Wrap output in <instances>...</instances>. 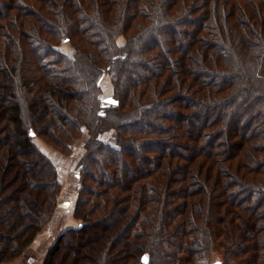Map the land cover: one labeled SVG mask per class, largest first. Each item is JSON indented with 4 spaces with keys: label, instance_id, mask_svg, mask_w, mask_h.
I'll use <instances>...</instances> for the list:
<instances>
[{
    "label": "trees",
    "instance_id": "1",
    "mask_svg": "<svg viewBox=\"0 0 264 264\" xmlns=\"http://www.w3.org/2000/svg\"><path fill=\"white\" fill-rule=\"evenodd\" d=\"M0 7V264L29 246L57 205L59 166L34 135L70 153L79 130L89 136L86 176L109 172L110 188L123 183L93 206L118 209L82 222L76 238L61 233L44 264H55L63 243L83 245L80 237L91 252L76 259L87 264H211L214 253L223 264H264V215L255 217L264 211V0H0ZM63 39L72 56L57 48ZM105 75L116 99L102 97ZM166 107L173 109L166 129L191 146L183 155L161 139V147L140 148L124 130L135 120L148 130L134 135L145 136ZM108 132L118 133V146L101 138ZM141 159L170 171L136 184L154 172L139 173ZM246 201L254 207L240 210ZM86 202L76 210L83 221ZM120 224L124 236L100 252Z\"/></svg>",
    "mask_w": 264,
    "mask_h": 264
},
{
    "label": "rangeland",
    "instance_id": "2",
    "mask_svg": "<svg viewBox=\"0 0 264 264\" xmlns=\"http://www.w3.org/2000/svg\"><path fill=\"white\" fill-rule=\"evenodd\" d=\"M27 9H29L28 6H27ZM6 21H7V19H6ZM2 22H5V19H3ZM15 27L17 28V26H15ZM28 30H29V28H28ZM116 40H117L118 44H123L126 41V38L123 34H118ZM57 48L60 49L63 53L68 54L69 56L73 55L74 48L71 45V43L66 39H63L60 43H58ZM195 58H197V57H195ZM196 63H198V62L196 61ZM195 69L197 70V72L200 71V68H198V67H196ZM101 84L103 87L102 97H104L105 101H108V99H110V97L112 99H116V97L114 98L112 96V94L114 92L113 91V85L110 82V77L108 75L103 76ZM152 97H154V95H152ZM186 97H188V96H186ZM183 99H185V97H183L182 100ZM113 101H115V100H113ZM159 115H160L159 117L162 118V121H158V122L156 121V123H154L155 126L152 127V129H151V132L144 134L145 136H140L137 134L134 135L137 132V130L138 131H143V130L147 131L148 130L146 128V126L142 129H139V127H143V124H138L135 122V120H133V122H130L128 126L127 125L123 126L124 130L126 129V131L129 133V135L133 134V136H136L138 138V140L141 141L139 145H136V146H139L140 148L147 149L149 147H152L153 145L161 147V145H158L156 142L158 139H161L162 141H166L167 145L170 146V148H173L174 151H176V153H178L179 155H183V154L187 153L191 149V146L186 147V146H184V145H186L184 140L180 141V140H175L174 138H172V135H170L171 131L169 129H166V127H167L166 124H163V122H167L166 119L171 118L170 115H173V109L171 108V110H169L166 107V109L162 110V112H160ZM174 115H175V113H174ZM197 115L200 118V115L198 113H197ZM66 117L68 119H73L72 116L65 114V118ZM125 118H126V120L129 118V120H130L129 116L124 117V119ZM181 122L183 124H185L186 126H189V123H186L184 120H181ZM65 123L69 124V121L65 122ZM174 124L176 126H179L180 122H178V124H177V122H174ZM147 127H150V126H147ZM106 134L101 136V138L103 137L104 140H106L107 142H110L113 145L117 144L118 133L113 134L112 132H108ZM88 138H89V136H88V133L86 130H79L78 134L73 139V142L71 141V143H72L71 146L73 148V151L68 153L67 151L66 152L59 151L60 149L55 148L51 143H47V141L44 138L34 135V141L39 146L44 148V150H46L48 152V154L51 156V158L54 160V162L59 166V178L58 179H59L60 187H59V190L57 192V197H56L57 198V205L55 206V208L53 210V214H52L51 218L48 220V222L46 224H44L42 226L41 230L37 233L36 237L29 244V246L26 249H24V251L19 256H16L15 258L10 259L9 262H5L6 264L21 263L22 262L21 259H24L26 262H28L27 260L30 259V261L32 262L31 264H44L46 261V257H47L49 249L53 246L55 240L60 236L61 233L66 234L65 240L67 239V237L69 235H71L72 238L73 237L76 238L78 235H80V233L77 232L78 230L77 231H74V230L82 222H85L86 226H87L88 223H93L94 221H96V220L93 221V219H100L99 218L100 216L108 214L109 212L112 215L116 214L118 208L114 207L111 209L109 206H106V207L103 206L102 208L97 210V204L93 206V203L95 204L97 201L103 200V198L109 199V196L111 195V193L112 194L117 193V191H119L121 189L120 187L123 185V183H122V181H116L115 180L114 186L110 188V186H108V184H109L108 181L112 180L113 176L109 172H108V174L107 173L104 174V172H103L102 173L103 177L102 176L100 177V174L95 176V174H96L95 173L92 176V180L89 179L90 176H86L88 168H87L86 164H84V163H85V159L89 158V156H87V154H89V150L85 146L87 143L86 140ZM100 143H102V142H100ZM100 143H99V145H100ZM178 143H180V144H178ZM134 144H138V143L136 142ZM89 145H91V144H89ZM187 145H188V143H187ZM117 146H118V144H117ZM133 147H135V146H133ZM203 148H204V145H203ZM153 151L157 152L156 150H153ZM95 152H93V153L95 154ZM100 155H101V157H99V159L102 160L103 150H101ZM136 155H137V153H136ZM154 155L152 154L151 156H154ZM86 156H87V158H86ZM181 158L179 157V159H181ZM181 161L184 162L186 160H184V158H183V160L181 159ZM87 162H88V160H87ZM102 162L104 165H106L104 163V162H106L104 159ZM107 164H109V163H107ZM122 166H123L124 170L127 168V165L125 163H123ZM130 167L133 168V165ZM146 167L154 169L153 164L151 162H149V160L141 159L139 161V163H137V166L135 168L138 171L140 168H146ZM180 169H182V168L180 167ZM152 171H154V172L152 173ZM169 171H170L169 169H163V168L159 169V170H157L156 168L154 170H149L148 173H152V174H149V177L143 179L142 182H139L136 184H140V183L147 182V181L155 182V180L157 178H160L162 176L161 174L166 175L167 172H169ZM118 177H120V176H118ZM86 178L88 180H86ZM99 179H101V181H98ZM106 179H108V181ZM257 179H259V178H257ZM44 184H45V182H44ZM180 186H181V184L175 185L174 187H176V190L177 189L181 190ZM87 189L90 192H88ZM100 189H104V190L108 191L109 193L106 194L107 196L99 198V196H97V193H100V192H98ZM80 192H82V194H80ZM85 200L87 201L86 202L87 203L86 209H88L87 210L88 215H87L86 221L85 220L83 221L81 218H78V216L76 214V210H77L79 203H81L82 201H85ZM249 207H254L250 201H248L247 204L244 205V207H242L240 210H243V209H246ZM258 211H260V212H258ZM256 212L258 213L255 216L256 218L264 215V211H262L259 208H257ZM128 214H129V219H130V217L132 219L133 214H135V213H133V211H130V212H128ZM106 223H107V220H104L101 224L99 223L96 225L99 227V229H102L100 226L104 225ZM126 230H127V227L123 226L121 228V224L118 226L116 225V230L113 233L106 234L104 236V239H103L104 244L102 245L100 252H105L106 251L105 249H108V248L110 249V245H112L113 242L115 245L116 237H119V238L123 237ZM71 231H74V234H72ZM135 235H136V233L134 235H132V237H134ZM85 237H87V236H85ZM79 239L83 241L82 242L83 245H80L79 247L77 245L74 247V244L70 245L71 243H69L68 246H66L67 243H63L61 245L63 251L62 252L59 251V253L55 255V260H56L55 264H58V262L60 264H77V263L78 264H87V263L91 262L89 260L90 258H86V259L83 258L82 260L77 261L76 257L82 256V254H84L86 252H88V253L91 252V248L88 246V243L86 242L87 240L83 239L81 237ZM124 241L125 240L123 239L122 242H124ZM63 242H65V241H63ZM124 244L125 243H123V245H118V247H116V248H119V247L121 248L122 246L124 247L125 246ZM113 247H115V246H113ZM74 249H76V250H74ZM97 249L98 248H96V250ZM213 255L214 256H212L210 261H213L216 257H219V256H217L218 254L216 255L215 253ZM15 261H16V263H12ZM136 261H137L136 259L133 260V264H137ZM5 263H3V264H5Z\"/></svg>",
    "mask_w": 264,
    "mask_h": 264
},
{
    "label": "water",
    "instance_id": "3",
    "mask_svg": "<svg viewBox=\"0 0 264 264\" xmlns=\"http://www.w3.org/2000/svg\"><path fill=\"white\" fill-rule=\"evenodd\" d=\"M31 134L34 135V133H31ZM143 260H144L145 262H147V258H146V256L143 257ZM211 264H223V261H222L221 258L216 257V258L212 261Z\"/></svg>",
    "mask_w": 264,
    "mask_h": 264
},
{
    "label": "crops",
    "instance_id": "4",
    "mask_svg": "<svg viewBox=\"0 0 264 264\" xmlns=\"http://www.w3.org/2000/svg\"><path fill=\"white\" fill-rule=\"evenodd\" d=\"M22 260V262L21 263H16V261L15 262H12V263H16V264H31L32 262L30 261V259H28L27 261L28 262H26L24 259H21ZM6 264V263H5Z\"/></svg>",
    "mask_w": 264,
    "mask_h": 264
}]
</instances>
